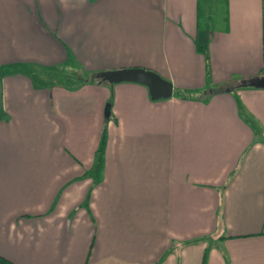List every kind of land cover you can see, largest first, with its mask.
Segmentation results:
<instances>
[{
	"label": "crops",
	"instance_id": "obj_1",
	"mask_svg": "<svg viewBox=\"0 0 264 264\" xmlns=\"http://www.w3.org/2000/svg\"><path fill=\"white\" fill-rule=\"evenodd\" d=\"M222 2L214 25L200 0H0L1 257L264 264V143L219 88L264 69V0ZM66 62L152 71L173 94L42 77ZM239 96L264 136V93Z\"/></svg>",
	"mask_w": 264,
	"mask_h": 264
},
{
	"label": "rangeland",
	"instance_id": "obj_2",
	"mask_svg": "<svg viewBox=\"0 0 264 264\" xmlns=\"http://www.w3.org/2000/svg\"><path fill=\"white\" fill-rule=\"evenodd\" d=\"M200 5L202 8V14H201V21L204 20V16L207 12H210V14L213 17V23L216 25L217 23H222V16L224 15V5L222 0H200ZM223 7V9H222ZM224 23V22H223ZM45 74V73H44ZM264 76V69L261 70L257 76H253L246 79H241V81L249 80L254 77H262ZM43 78H46L50 83L57 84L60 86H64L67 89H75L78 88L82 83L83 80L89 81V76H85L83 73H79V71L76 69V67H72L70 62H66L65 65H60L57 68H50L46 75L42 76ZM240 82V81H239ZM238 83H229L227 85H221L219 86L223 88L224 92H227V90H230L229 93L232 94L233 97H235L237 101V108L240 111V115L245 119L247 123H251L253 128V132L255 133V137L259 143H264V136L263 131L260 128L258 121L254 119V117L248 113V110H246L245 105L242 104L241 97L239 96L240 93H264V88H255L250 86H238ZM252 99V98H251Z\"/></svg>",
	"mask_w": 264,
	"mask_h": 264
},
{
	"label": "water",
	"instance_id": "obj_3",
	"mask_svg": "<svg viewBox=\"0 0 264 264\" xmlns=\"http://www.w3.org/2000/svg\"><path fill=\"white\" fill-rule=\"evenodd\" d=\"M96 77L108 83H118L122 81L141 83L148 87L152 99L169 98L173 94L171 82L163 79L155 72L141 68L100 72L96 74ZM238 86L264 88V76L240 81ZM105 116H109V105L105 107Z\"/></svg>",
	"mask_w": 264,
	"mask_h": 264
},
{
	"label": "trees",
	"instance_id": "obj_4",
	"mask_svg": "<svg viewBox=\"0 0 264 264\" xmlns=\"http://www.w3.org/2000/svg\"><path fill=\"white\" fill-rule=\"evenodd\" d=\"M195 47H196L197 52L202 53L204 55V57L206 59V62L208 63L207 45L198 43ZM96 74H97V72L96 73H91L89 75L90 82H93V83H104L105 81H103L100 78H97ZM206 77H207V83L210 82L209 81L210 80V74H209L208 67H207V75H206ZM174 96L177 97V98H180V99H189V98H191V95H190V93L188 91L178 90V89H176L174 91ZM104 133L105 132L102 133L99 146H98L97 151L95 153L94 165H93V168L91 169L92 173H94L93 174V178H94V182L95 183L98 182L100 180L101 176H102L103 156H104V149H105V134ZM203 263H204V261H203ZM0 264H14V263L9 261V260H7L6 258H3V257L0 256Z\"/></svg>",
	"mask_w": 264,
	"mask_h": 264
}]
</instances>
